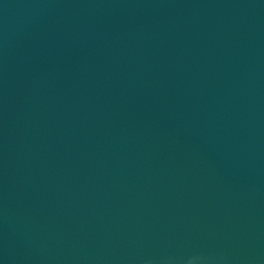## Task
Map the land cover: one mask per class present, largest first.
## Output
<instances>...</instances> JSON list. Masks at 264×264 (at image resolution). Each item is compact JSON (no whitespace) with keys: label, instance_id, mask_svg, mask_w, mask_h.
<instances>
[{"label":"water","instance_id":"1","mask_svg":"<svg viewBox=\"0 0 264 264\" xmlns=\"http://www.w3.org/2000/svg\"><path fill=\"white\" fill-rule=\"evenodd\" d=\"M0 264H264V0H0Z\"/></svg>","mask_w":264,"mask_h":264}]
</instances>
